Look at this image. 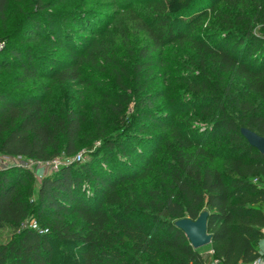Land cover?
<instances>
[{
    "label": "trees",
    "instance_id": "obj_1",
    "mask_svg": "<svg viewBox=\"0 0 264 264\" xmlns=\"http://www.w3.org/2000/svg\"><path fill=\"white\" fill-rule=\"evenodd\" d=\"M216 1L161 0L137 25L152 50L190 40L189 28L216 10ZM7 2L0 0V17ZM224 2L232 9L216 12L214 30L191 39L198 61L184 79L206 127L183 130L173 116L161 117L156 90L135 98L131 114L126 97L95 115L109 125L84 160L73 158L82 146L83 114L55 108L32 83L84 79L82 55L104 32L98 15L36 0L20 27L0 36V153L72 158L37 185L28 167H0V228L13 231L0 242V264H251L264 257V152L240 131L264 136V0ZM239 4L245 10L233 9ZM45 47L50 51L40 52ZM142 63L132 68L140 84L137 74L150 64ZM202 210L208 252L194 248L174 222ZM72 214L83 228H73Z\"/></svg>",
    "mask_w": 264,
    "mask_h": 264
},
{
    "label": "rangeland",
    "instance_id": "obj_2",
    "mask_svg": "<svg viewBox=\"0 0 264 264\" xmlns=\"http://www.w3.org/2000/svg\"><path fill=\"white\" fill-rule=\"evenodd\" d=\"M36 0H8L4 15L0 17V36L16 31L23 22L24 13L33 7ZM47 1V0H44ZM51 8L55 10L77 8L90 10L98 15V22L104 32L96 37L97 48L83 53L81 64L82 81H61L41 77L32 84L47 94L48 101L55 108H71L85 117L80 134L81 148L74 155L80 154V160L88 157L85 153L94 150L100 144L98 137L106 128V123H97V113L107 114L109 103L130 98L128 114L134 110L135 98L146 93L158 91L161 96L154 100L155 111L161 117L173 116L183 130L197 131L206 127L202 113L192 102V96L186 87L185 78L192 73L193 66L198 61V53L191 39L201 38L213 31L217 11H228L232 7L224 0L215 2L214 11L201 16L189 28L190 40L171 42L152 50L150 39L146 32L138 27V20H150L161 0H50ZM252 9L257 10L253 6ZM239 4L235 10H239ZM245 10L246 6H242ZM235 12V11H234ZM239 12L240 11H236ZM257 30L259 24L255 27ZM0 41V48L2 46ZM151 48L149 59L143 53ZM45 47L40 52H49ZM139 61L149 62L141 76V83L133 81V67ZM148 68H150L148 70ZM148 70V71H147ZM110 122V121H109ZM103 124V125H102ZM105 126V127H102ZM164 148V147H163ZM162 148V149H163ZM162 151L159 157H165ZM60 164L66 156H58ZM41 177L34 176L37 185ZM154 180V179H149ZM155 181V180H154ZM145 184V182H144ZM141 184L140 186H142ZM146 185V184H145ZM74 222L73 228L84 227V221L75 216H69ZM9 227L0 228V242H6L11 234ZM209 244L198 247L199 251L208 252Z\"/></svg>",
    "mask_w": 264,
    "mask_h": 264
},
{
    "label": "water",
    "instance_id": "obj_3",
    "mask_svg": "<svg viewBox=\"0 0 264 264\" xmlns=\"http://www.w3.org/2000/svg\"><path fill=\"white\" fill-rule=\"evenodd\" d=\"M240 131L252 146L264 152V136L245 126H242ZM207 216L208 211L202 210L195 219L180 217L174 221L185 232L194 248L210 244L211 234L207 231Z\"/></svg>",
    "mask_w": 264,
    "mask_h": 264
},
{
    "label": "built area",
    "instance_id": "obj_4",
    "mask_svg": "<svg viewBox=\"0 0 264 264\" xmlns=\"http://www.w3.org/2000/svg\"><path fill=\"white\" fill-rule=\"evenodd\" d=\"M58 156L50 160H38L32 157L24 155H10L6 153H0V167H7L11 165H20L30 168L34 176L42 177L45 173L57 169L61 164L69 162L72 158L66 156L65 160L60 164ZM80 158V154H77V159ZM32 227H36L37 223L35 221L31 222ZM264 230V228H263ZM264 248V238L260 243V252ZM210 264H218V260H213ZM251 264H264V257H258Z\"/></svg>",
    "mask_w": 264,
    "mask_h": 264
},
{
    "label": "crops",
    "instance_id": "obj_5",
    "mask_svg": "<svg viewBox=\"0 0 264 264\" xmlns=\"http://www.w3.org/2000/svg\"><path fill=\"white\" fill-rule=\"evenodd\" d=\"M208 246L210 247V244ZM207 251H211V248L209 250H207Z\"/></svg>",
    "mask_w": 264,
    "mask_h": 264
}]
</instances>
